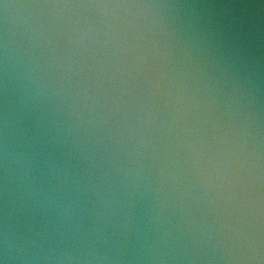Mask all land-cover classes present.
<instances>
[{
	"label": "water",
	"instance_id": "1",
	"mask_svg": "<svg viewBox=\"0 0 264 264\" xmlns=\"http://www.w3.org/2000/svg\"><path fill=\"white\" fill-rule=\"evenodd\" d=\"M264 226V0H0V215Z\"/></svg>",
	"mask_w": 264,
	"mask_h": 264
}]
</instances>
